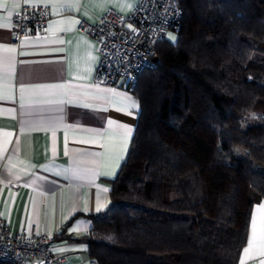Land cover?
<instances>
[{
  "label": "trees",
  "instance_id": "obj_1",
  "mask_svg": "<svg viewBox=\"0 0 264 264\" xmlns=\"http://www.w3.org/2000/svg\"><path fill=\"white\" fill-rule=\"evenodd\" d=\"M177 40L133 93L140 111L94 264H238L264 201V0H180Z\"/></svg>",
  "mask_w": 264,
  "mask_h": 264
},
{
  "label": "crops",
  "instance_id": "obj_2",
  "mask_svg": "<svg viewBox=\"0 0 264 264\" xmlns=\"http://www.w3.org/2000/svg\"><path fill=\"white\" fill-rule=\"evenodd\" d=\"M139 1L0 0V219L14 233L54 234V264H94L93 217L110 207L140 111L125 86L95 83L100 45L78 24ZM28 5L50 7L49 30L15 44L13 17ZM238 264H264V201Z\"/></svg>",
  "mask_w": 264,
  "mask_h": 264
},
{
  "label": "built area",
  "instance_id": "obj_3",
  "mask_svg": "<svg viewBox=\"0 0 264 264\" xmlns=\"http://www.w3.org/2000/svg\"><path fill=\"white\" fill-rule=\"evenodd\" d=\"M50 19L49 6H24L13 17V43L47 34ZM182 19L180 0H140L131 13L110 9L96 22L80 19L78 31L100 45L95 83L133 91L140 73L154 64L157 45L166 40L167 33L180 30ZM55 240L54 234L14 233L0 219V264H54L58 260L52 248Z\"/></svg>",
  "mask_w": 264,
  "mask_h": 264
},
{
  "label": "rangeland",
  "instance_id": "obj_4",
  "mask_svg": "<svg viewBox=\"0 0 264 264\" xmlns=\"http://www.w3.org/2000/svg\"><path fill=\"white\" fill-rule=\"evenodd\" d=\"M166 40L174 43L177 40V33L172 31L167 33Z\"/></svg>",
  "mask_w": 264,
  "mask_h": 264
},
{
  "label": "snow or ice",
  "instance_id": "obj_5",
  "mask_svg": "<svg viewBox=\"0 0 264 264\" xmlns=\"http://www.w3.org/2000/svg\"><path fill=\"white\" fill-rule=\"evenodd\" d=\"M253 227L255 228V225H253ZM244 251H245V253L247 254V253L250 252V248H246Z\"/></svg>",
  "mask_w": 264,
  "mask_h": 264
},
{
  "label": "water",
  "instance_id": "obj_6",
  "mask_svg": "<svg viewBox=\"0 0 264 264\" xmlns=\"http://www.w3.org/2000/svg\"><path fill=\"white\" fill-rule=\"evenodd\" d=\"M158 60V56H156L155 58H154V62H156Z\"/></svg>",
  "mask_w": 264,
  "mask_h": 264
}]
</instances>
